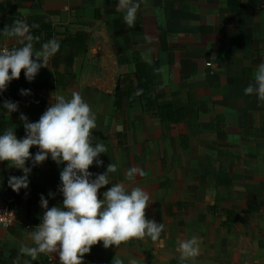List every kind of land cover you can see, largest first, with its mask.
<instances>
[{
  "label": "crops",
  "instance_id": "1",
  "mask_svg": "<svg viewBox=\"0 0 264 264\" xmlns=\"http://www.w3.org/2000/svg\"><path fill=\"white\" fill-rule=\"evenodd\" d=\"M231 1L138 0L129 26L119 0H0V50L27 42L4 34L17 20L33 26L34 52L42 53L47 40L60 42L33 82L22 70L13 90L0 96V104L19 102L18 112L0 114V134L11 128L22 138L21 113L37 122L57 96L68 100L79 93L96 116L93 142L108 149L98 157L103 165L94 163L89 171L118 167L98 198L112 183L128 191L140 187L150 196L146 218L165 226L156 241L145 236L108 248L100 241L85 254V264H181L179 244L192 237L202 240L199 255L183 264H248L234 259L242 255L264 264V100L244 91L264 64V0H234L235 7ZM116 23L124 36L117 35ZM106 39L110 61H102L100 48L91 65L90 47ZM138 64L145 65L151 90L148 97L125 98L118 111V80L131 75L136 85ZM21 89L31 94L22 96ZM158 94L164 97L145 111L142 101ZM169 102L187 110L184 122L170 123L162 110ZM8 164L0 162V201L16 210L17 221L0 228V264H61L48 263L42 253L32 260L19 250L35 246L32 233L46 211L41 194L49 207L62 206L63 165L50 157L34 167L29 161V187L17 193L7 179L23 173ZM131 168L143 175L128 181Z\"/></svg>",
  "mask_w": 264,
  "mask_h": 264
},
{
  "label": "clouds",
  "instance_id": "2",
  "mask_svg": "<svg viewBox=\"0 0 264 264\" xmlns=\"http://www.w3.org/2000/svg\"><path fill=\"white\" fill-rule=\"evenodd\" d=\"M125 8L124 22L133 26L139 8L138 0H119ZM31 27L24 21L17 20L4 34L25 38L22 47L5 50L0 53V96L8 85L19 79L21 71L28 82H33L39 69L47 66L48 61L60 50V42L55 38L42 44V53L34 52V37ZM245 94H255L264 100V64L258 68L255 82L244 90ZM20 94H31L30 89H21ZM19 111V102L5 99L0 104V114ZM25 135L18 138L15 130L9 128L0 134V162H9L8 167L22 171L23 175H9L8 186L19 193L28 189L32 167L45 162L49 157L57 165H63L60 171L58 191L63 195L62 206L49 207V201L43 194L40 206L46 211L42 223L32 233L35 246H22L20 254L35 260L41 253L59 255L61 264H84V256L90 253L93 245L103 242L108 248L129 241L132 238L143 239L145 236L156 241L164 231V224L147 219L145 209L149 206L150 196L140 187L128 191L122 183L111 184L98 198L100 189L110 184L109 173H116L118 167L110 163L103 173L89 171L94 163L103 165L98 157L107 152L103 143H94L93 129L97 127L96 116L82 96L73 92L71 99L57 96L37 122H30L21 113ZM36 146L35 154L30 148ZM66 162V163H65ZM141 170L131 168L126 173L128 181H134ZM49 197L55 193L49 192ZM202 240L192 237L179 244L181 264L189 258L199 255ZM131 264H135L132 261Z\"/></svg>",
  "mask_w": 264,
  "mask_h": 264
},
{
  "label": "trees",
  "instance_id": "3",
  "mask_svg": "<svg viewBox=\"0 0 264 264\" xmlns=\"http://www.w3.org/2000/svg\"><path fill=\"white\" fill-rule=\"evenodd\" d=\"M235 2L236 1L234 0L231 1L233 7L236 6ZM116 31L118 36H124L127 33V31L121 28L117 23H116ZM84 50H86V48H84ZM82 53L84 54L85 51H83ZM254 64H258V63L255 62ZM134 76L136 78V85L134 84L131 75H125L124 77L122 76L118 80L115 90V100L118 111L122 109L123 101L125 98L131 97L132 95L135 94H140L142 98L148 97L144 93L150 92L151 87H150V80L147 81V75L145 73V65L138 64ZM13 84L14 81L12 83L11 90H13ZM163 97L164 96L158 94L155 95L153 99H146L142 101L143 105L146 104V107H144L143 109L149 112L151 109L154 108L155 105H157L158 100ZM162 110L168 113L169 121L172 124H178L184 122L187 116L186 115L187 110H175L174 107L171 105V102L167 103L166 107L162 108Z\"/></svg>",
  "mask_w": 264,
  "mask_h": 264
},
{
  "label": "built area",
  "instance_id": "4",
  "mask_svg": "<svg viewBox=\"0 0 264 264\" xmlns=\"http://www.w3.org/2000/svg\"><path fill=\"white\" fill-rule=\"evenodd\" d=\"M5 50H11V49L3 48L0 50V53H3ZM209 65H211V64H209ZM13 81L8 85L7 90L5 92H7L11 89ZM16 221H17L16 210L13 207H11V206L0 201V228L9 229L12 226H14ZM42 255L48 263H54L55 261H60L58 254H55V253L44 254V253H42ZM84 264H85V260H84Z\"/></svg>",
  "mask_w": 264,
  "mask_h": 264
},
{
  "label": "water",
  "instance_id": "5",
  "mask_svg": "<svg viewBox=\"0 0 264 264\" xmlns=\"http://www.w3.org/2000/svg\"><path fill=\"white\" fill-rule=\"evenodd\" d=\"M108 41V39H106V41L103 44H97V45H93L90 47L89 50V63L91 65H95L97 64V58L99 56L98 53H96L100 48H103L104 54H102V61L105 63L107 61H110V58L108 56L111 55V51L110 49L107 47L106 42Z\"/></svg>",
  "mask_w": 264,
  "mask_h": 264
},
{
  "label": "rangeland",
  "instance_id": "6",
  "mask_svg": "<svg viewBox=\"0 0 264 264\" xmlns=\"http://www.w3.org/2000/svg\"><path fill=\"white\" fill-rule=\"evenodd\" d=\"M234 259H240V260H242V262L244 263V262H246V263H248V264H252V256L250 255V256H237L236 258H234ZM201 263H203V262H201ZM205 264H207V263H205ZM212 264H217V263H215V262H212Z\"/></svg>",
  "mask_w": 264,
  "mask_h": 264
}]
</instances>
